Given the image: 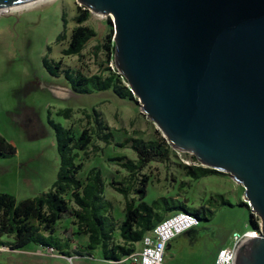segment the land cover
I'll return each mask as SVG.
<instances>
[{
  "label": "rangeland",
  "instance_id": "374dc122",
  "mask_svg": "<svg viewBox=\"0 0 264 264\" xmlns=\"http://www.w3.org/2000/svg\"><path fill=\"white\" fill-rule=\"evenodd\" d=\"M77 13L75 0H47L0 16V134L16 148L13 157L0 159V193L21 200L46 192L56 180L59 167L55 135L48 118L76 137L87 127L84 114L95 109L111 128L113 142L105 146L94 141L95 154L90 148L78 155L75 163L81 164V170L77 179L83 182L91 169L100 171L103 198L111 204L110 214L119 226L124 220V200L111 184H124L128 180L129 174L119 164L135 162L136 157L129 144L123 147L118 144L131 138L145 142L160 140L163 135L140 112L135 98L122 100L110 91L76 94L62 76L56 78L48 74L43 65L45 58L61 61L64 68L85 77L107 73L105 69L110 65L106 64L104 54L95 53L94 48L97 41L105 39L111 31L109 18L90 15L84 26L93 29L96 38L86 45L80 56L62 55L76 26ZM59 34L65 39L57 42ZM63 109L70 110L67 119L57 115ZM116 158L122 161L114 160ZM188 159L189 155L171 149L168 163L148 164L138 179L148 178L147 204L164 197L180 202L187 209L206 206L212 210L208 221L172 241L167 258L171 264H214L219 251L229 245L233 233L251 228V212L242 205L244 189L228 175L191 180L186 173L189 166L184 162ZM216 196L217 201L207 202ZM218 196L230 206L221 205ZM63 198L69 202L71 211L58 221L56 237L68 245L65 251L70 258L34 246L19 251L0 247V264H111L102 260L99 249L93 252L86 249L87 236L77 227L72 214L76 207L70 192ZM128 201L138 203L133 194ZM2 241L10 242L6 238ZM114 242L121 243L118 230L114 232Z\"/></svg>",
  "mask_w": 264,
  "mask_h": 264
},
{
  "label": "water",
  "instance_id": "95a60500",
  "mask_svg": "<svg viewBox=\"0 0 264 264\" xmlns=\"http://www.w3.org/2000/svg\"><path fill=\"white\" fill-rule=\"evenodd\" d=\"M75 1L112 18L111 65L170 149L244 189L261 232L233 264H264V0Z\"/></svg>",
  "mask_w": 264,
  "mask_h": 264
},
{
  "label": "trees",
  "instance_id": "16d2710c",
  "mask_svg": "<svg viewBox=\"0 0 264 264\" xmlns=\"http://www.w3.org/2000/svg\"><path fill=\"white\" fill-rule=\"evenodd\" d=\"M90 12L78 6V13L74 17L76 26L72 29L68 45L62 51L66 57L80 56L86 45L96 38V32L84 26L88 21ZM108 23L112 25L111 20ZM64 35L59 34L56 41L64 40ZM95 53L102 52L107 65L113 64V29L109 35L97 41ZM43 65L48 74L58 78L62 76L68 83L72 92L81 95H89L93 92L110 91L117 98L133 100V95L125 85L126 81L116 70L107 66L106 74L85 77L79 72H74L62 66V62L43 60ZM69 109H63L57 115L68 118ZM87 127L83 128L78 136H74L69 129L48 118V125L54 132L59 167L56 180L44 193L32 198L18 200L13 195L0 193V247L12 251L23 250L34 246L41 249L51 248L62 256L70 258L65 251L68 247L56 237V226L64 215L69 213V202L63 197L70 192L71 201L76 207L72 214L76 219L78 229L87 236L89 252L97 249L101 251L102 260L117 262L139 249L140 242L145 234L152 230L169 213L186 212L198 219L208 221L213 214L206 206L199 209H187L180 202L158 198L151 204L145 202L148 178L143 176L138 179L140 172L150 163L166 164L169 162L171 149L164 138L154 141L141 139H127L118 144L123 147L129 144L135 154L136 161L121 162L119 166L128 174V180L124 184L112 183V189L122 196L124 200V220L117 226L110 214L111 204L103 198L104 186L101 173L91 169L83 182L77 179L81 170V164L75 160L80 153H86L90 148L93 154L97 149L93 147L94 141H99L105 146L113 142L111 128L101 119L99 113L92 109L91 113L84 114ZM16 154V148L0 134V159L11 158ZM196 161L194 156H191ZM122 161V158L114 159ZM187 176L197 181L211 175L223 174L215 170L201 166H191L186 169ZM133 194L138 203L128 201ZM211 197L207 202L217 201ZM221 205L230 203L218 196ZM242 205L246 206L245 203ZM251 228H258V218L250 214ZM118 230L121 243L114 242V232ZM2 238L10 242H3ZM92 255L91 253H88Z\"/></svg>",
  "mask_w": 264,
  "mask_h": 264
},
{
  "label": "built area",
  "instance_id": "2783aa9c",
  "mask_svg": "<svg viewBox=\"0 0 264 264\" xmlns=\"http://www.w3.org/2000/svg\"><path fill=\"white\" fill-rule=\"evenodd\" d=\"M96 16V15H94ZM100 19L109 18L110 16H96ZM111 68L112 65H110ZM114 69V68H113ZM115 70V69H114ZM182 153V152H180ZM187 154V153H183ZM184 160L189 167L200 166L197 161L191 159ZM199 221L196 217L186 212H176L169 217L164 218L161 222L145 234L140 242V249L131 253L129 256L122 258L117 262H109L111 264H171L167 262L168 245L181 235L191 231L199 226ZM260 220H258V228H250L242 232L233 233L230 243L227 247L220 250L216 256L214 264H233L234 258L242 245L257 236H260ZM44 251L55 253L51 248H46Z\"/></svg>",
  "mask_w": 264,
  "mask_h": 264
},
{
  "label": "bare ground",
  "instance_id": "6f19581e",
  "mask_svg": "<svg viewBox=\"0 0 264 264\" xmlns=\"http://www.w3.org/2000/svg\"><path fill=\"white\" fill-rule=\"evenodd\" d=\"M44 1H47V0H41V1L36 2V3H33V4H29V5H25V6H21V7L13 8V9L3 10V11H7V12H6V14H7L8 12H11V11H13V10L20 9V8H24V7H27V6L36 5V4L41 3V2H44ZM1 13H3L2 10H0V14H1ZM199 223H200V222H199Z\"/></svg>",
  "mask_w": 264,
  "mask_h": 264
},
{
  "label": "crops",
  "instance_id": "0c3cea01",
  "mask_svg": "<svg viewBox=\"0 0 264 264\" xmlns=\"http://www.w3.org/2000/svg\"><path fill=\"white\" fill-rule=\"evenodd\" d=\"M14 170H15V165H14ZM216 175H211V176H207V177H205V178H217V177H215ZM223 183H224V181H223ZM225 183H226V181H225ZM227 184V183H226ZM240 232H242V231H240ZM172 243V242H171ZM171 243L168 245V248H170L171 247ZM168 248H167V250H168ZM167 256H168V251H167ZM166 260H167V262H169V261H171V260H169L167 257H166ZM170 263V262H169Z\"/></svg>",
  "mask_w": 264,
  "mask_h": 264
},
{
  "label": "flooded vegetation",
  "instance_id": "af4514ba",
  "mask_svg": "<svg viewBox=\"0 0 264 264\" xmlns=\"http://www.w3.org/2000/svg\"><path fill=\"white\" fill-rule=\"evenodd\" d=\"M186 233H189V232H186ZM186 233H185V234H186Z\"/></svg>",
  "mask_w": 264,
  "mask_h": 264
}]
</instances>
